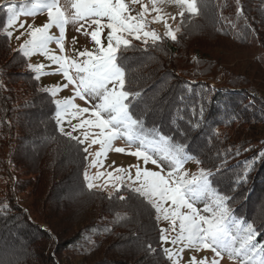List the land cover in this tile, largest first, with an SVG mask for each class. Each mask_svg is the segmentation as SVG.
I'll list each match as a JSON object with an SVG mask.
<instances>
[{
  "label": "trees",
  "instance_id": "16d2710c",
  "mask_svg": "<svg viewBox=\"0 0 264 264\" xmlns=\"http://www.w3.org/2000/svg\"><path fill=\"white\" fill-rule=\"evenodd\" d=\"M197 7V14L181 19L177 40L164 37L157 41L159 47L131 42L135 47L124 53L121 64L125 87L142 93L136 110L145 102L157 107L156 113L148 114L147 127L168 134H173L172 127L188 129L189 154L203 161L201 167L213 161L206 169L224 163L222 174L233 173L219 177L227 183L244 172L248 153L252 150L255 156L257 149L252 147L264 139V88L251 78L252 69L239 71V62L227 65L233 51L225 64L226 52L214 46L220 41L236 46L245 50V63H255V43L264 53V0H197ZM6 11L0 15V181L5 182L0 206L7 204L10 211L0 210V264H162V255L140 250L145 241L154 246L158 242L160 227L151 205L148 211H133L129 205L137 203L135 198L118 200L129 190L110 198L87 187L83 147L57 130L50 95L41 91L32 72L22 70L24 56L9 49L1 32ZM201 23H206L202 30L207 40H216L214 44L194 38L192 30L197 25L199 30ZM193 38L196 41L187 48ZM255 59L264 68V55ZM259 73L264 77V70ZM202 99L205 122L193 127L189 121L200 120ZM172 120L176 123L170 124ZM230 132L233 144L228 141ZM259 163L233 193L235 215L248 222L256 221L264 196V161ZM25 188L31 198L27 206L18 198ZM261 218L255 224L258 229L264 227ZM258 239L264 241V233Z\"/></svg>",
  "mask_w": 264,
  "mask_h": 264
},
{
  "label": "snow or ice",
  "instance_id": "6c2138e0",
  "mask_svg": "<svg viewBox=\"0 0 264 264\" xmlns=\"http://www.w3.org/2000/svg\"><path fill=\"white\" fill-rule=\"evenodd\" d=\"M4 2L5 0H0V4ZM149 2L151 9L148 5L141 3V0H128V3H125V0H73L72 11L69 12L67 6H63L64 10H62L60 0H33V11L28 14H34L37 9H46L48 23L39 28L29 25L31 38L20 46V51L25 56L29 54V51H38L52 64L57 65L56 72L62 74L66 81L63 87L71 85L74 96L89 105L79 108L72 103L71 99L51 101L56 109L54 118L57 130L62 135L79 140L78 137L73 136V132L77 129L85 127L98 129L99 131L93 134L85 131L84 140H79V143L83 144L91 137L92 144L109 148L113 141L121 140L127 147H135V151L128 152V155L138 160L142 159L145 164L150 161L160 168L161 172L164 166H167L168 171L165 175L147 169L141 170L137 166L136 178L132 184L128 185L129 194L118 195V200L126 203L135 198L137 203L129 205L133 211L138 209L148 211V205H151L157 214L156 219H163L170 224V228L159 229L157 246H154L152 241H145L140 246L141 251L146 255H162V264H208L205 259H197L195 255L182 260L186 249L193 252H199L201 249L211 250L216 258L226 253L229 258L236 261V264H264V241L258 239L264 233V227L258 229L255 226V220L248 222L242 217L237 218L232 207L235 201L233 193L247 183V176L256 161H264V149L250 160H246L247 167L244 172L235 180L229 178L227 183L219 179L224 163L214 165L215 170L201 167L196 173H188L183 170L185 161L193 160L198 165L203 163L195 155L189 154L190 145L186 143L188 129L172 127L170 132L173 134H168L155 126L148 128L147 116L150 112H157L156 105L145 102V107L137 111L135 102L142 97V93L132 92L125 87V69L121 59L130 47H135L126 37L140 41L144 47L149 46V41L152 46L159 47L157 41L164 37L173 41L177 40L167 21H165L163 36L155 31L145 30L146 16L149 11L156 13L153 17L155 21L162 19L163 9L158 7V4L176 5L180 9L181 16H184L185 12L195 15L200 11L197 0H149ZM136 4H140L139 11L133 7ZM7 13V28H11L15 26L20 13H17L11 5L7 7ZM70 19L84 22L80 24L77 31L83 29L84 24L89 22L95 25V30L90 33V37L96 47L91 51H79L76 59L50 54L47 47L48 43L55 39L61 52L64 51L61 40L64 38V25ZM105 19L107 23L102 24V20ZM53 25L59 29V37L49 34V29ZM20 27L23 28L24 25L21 24ZM104 28L108 29L106 46L101 39ZM6 34L11 36L12 33L7 31ZM43 67V65H36L34 68L31 64L28 65L29 70L35 72H40ZM41 91L55 96L58 89L44 88ZM69 108L74 109L71 113L73 117H83L84 114H88V118L81 119L80 123L72 124V130L65 132L61 124ZM199 116L200 120L189 121V124L198 127L205 122L203 99L200 103ZM178 119L183 120V116H179ZM175 123L174 120L170 121V124ZM249 150L244 149L246 152ZM115 151L124 153L125 149L116 148ZM84 152L88 153L87 147ZM239 154L240 150L237 148L236 155ZM96 155L99 157L102 153L98 152ZM85 159H88L87 155ZM92 163L95 165L98 161L93 160ZM116 171L121 173L114 178L119 182L114 184V190L118 194L121 190L120 185L124 183L123 173L126 170L117 169ZM108 176L113 179L112 173H108ZM131 179L129 176V180ZM84 180L89 189L95 186L87 173L84 175ZM133 184L138 186L133 187ZM133 194H135L134 197ZM109 196L111 198L112 193ZM197 201L203 205L202 208L195 206ZM165 205L168 206L165 207ZM182 208H186L187 211L181 212ZM0 210L10 211L7 204L0 206ZM261 212H264V205L261 206ZM177 221L179 222L178 233L176 232ZM261 223L264 225V221ZM167 245L172 247L169 248ZM211 264H220V261L214 258Z\"/></svg>",
  "mask_w": 264,
  "mask_h": 264
},
{
  "label": "rangeland",
  "instance_id": "374dc122",
  "mask_svg": "<svg viewBox=\"0 0 264 264\" xmlns=\"http://www.w3.org/2000/svg\"><path fill=\"white\" fill-rule=\"evenodd\" d=\"M73 0H60V5L62 6V10H64L63 6H67V10L69 12L72 11L71 9V4H72ZM125 3H128V0H125ZM141 3L148 5L149 9H151V4L149 2V0H141ZM11 5L14 10L17 13H20V15L17 18V22L15 24V26L11 27V28H7V19L6 22L3 26V29L1 30L2 33H4L7 36V43L9 45V49L12 51H19L25 59V67L22 69L24 71H30L34 74L36 80L39 83V86L44 89V88H48L51 89L53 87L57 88L58 91L56 92L55 96H51L52 100H67V99H71L72 103L75 104L76 106H78L79 108H84V107H88L89 105L87 103H85L84 100L79 99L78 97L74 96V89L72 88L71 85H69L68 87H63V85L66 83V81L64 80L62 74L56 72V68L58 67L57 65L52 64L44 55H42L40 52L38 51H29V54L27 56L24 55L23 52L20 51V46L22 44L25 43V41L29 40L31 37L29 36V32L31 31V29H29V25H32L33 28H39L42 27L44 24L48 23V16H47V10H35L34 14H28L30 11H33V0H5V2L3 4H0V15H2V13L4 12L5 8L7 10V7ZM133 7H135V9L137 11H139L140 8V4H136ZM158 7H161L163 9L161 16L162 19L160 21H155L153 19V17L156 15V13H153L151 11H149L148 15L146 16V31H155L157 32L159 35L163 36V33L165 32V21H167V24L169 26V28L175 33V35L177 36L178 34H180L181 32V19L183 18V16H181L180 13V9L174 5V4H158ZM135 14V13H133ZM185 14H189L187 12L184 13ZM6 17L8 18V13L6 11ZM83 21H74L72 19L69 20V22L67 24L64 25L65 27V33H64V38L63 40H61V44L63 45V49L64 51L61 52L60 47L57 45L55 39H53L52 41H50L47 45L48 49H49V53L50 54H55V55H64L66 57L69 58H78L77 54L79 51H84V50H94V48L96 47L94 45V43L91 41V37H90V33L95 30V25H92L90 22L87 24H84V28L81 29L80 31H77L78 28H80V24H83ZM107 20H102V24H106ZM23 24L24 27L21 28L20 25ZM202 25H200V29L198 30L199 27H194L193 28V33H195L194 38L198 37L199 41L198 42H203L205 44H214L216 42L215 39H212L210 41V39H206V37L208 36L205 32H203L202 29H204L205 27L204 24L206 23H201ZM177 29H179L177 31ZM7 31H11V36H8L6 33ZM108 29L104 28L103 32L101 34V39L103 44L106 46L107 45V40H106V34H107ZM23 33V34H22ZM49 34L53 35L54 37H59V29L55 27V25H53L50 29H49ZM17 37H19V39H17ZM127 39L131 40V42H138L141 43L140 41H136L134 40L132 37H126ZM168 38V37H167ZM192 40V43H188V47H191L193 45V42L196 41V39ZM170 39V38H169ZM151 42V41H149ZM217 46L215 43L214 48L218 49V50H222L224 52H226L225 58H224V63H227V58H230L229 54L230 51H233V56L231 57L232 59L229 60V64L227 63V65L230 67L231 65H235L236 63L239 62L240 65V70L239 71H244L245 69H252V73H251V78L254 79L256 84H260L261 87L264 88V77L261 76V74L259 72H261L262 70H264L263 66H260L262 64L257 63L258 59H255L257 55H261V57L264 55V53L262 52V50L259 48L258 44L255 43V56L253 54V60H255V63H245L244 59H245V50L242 49H238L234 47H228L227 43L225 44V42H217ZM208 46V45H207ZM203 51H208L206 49L205 46L202 47ZM210 52V51H208ZM218 52V51H216ZM229 52V53H228ZM214 54V53H213ZM212 57H215L213 56ZM247 59V58H246ZM252 62V61H251ZM262 63H264V61H262ZM32 65L34 68L36 65H43V69L40 72H35L32 70H29L28 65ZM260 64V65H259ZM238 72V71H237ZM260 74V76H259ZM212 87L214 86V83H211ZM210 85V86H211ZM74 111V109L69 108L68 110V114L64 115V119L63 122L61 124V126L64 128L65 132L71 131V125L72 124H77L80 123V120L83 118H88V114H84L83 117H73L71 115V113ZM261 128L264 127L263 125H260ZM260 128V127H259ZM256 128H254L255 130ZM87 131L90 134L96 133L99 130L98 129H94V128H81V129H77L75 132H73V136H76L79 138V140H84V136L83 133ZM258 134V133H257ZM255 133V139H258L257 137H259ZM233 136L234 134L232 132H230L229 137H228V141L229 143L233 144ZM79 140H76L79 143ZM197 141H199L200 145V141L202 140L201 138H197ZM259 140V139H258ZM256 141V143L254 144V146L252 147V149L255 151V149H257V154L264 149V139H261L260 141ZM220 142V141H219ZM81 144V143H80ZM90 145V147H89ZM197 145V143H196ZM81 146L83 147V149H85L86 147L88 148V153H85L88 156V159H86V165L84 168V175L85 173H87V175L89 177L92 178L91 183L93 185H95L94 187H92L91 189H95L98 191H101L103 193L106 194H110L112 193L115 194V190H114V184L115 183H119L118 181H115L114 178L117 175H121V173L117 172V169H123L126 170L123 173V179H124V183L120 185V189H124L125 190H129L128 189V185L132 184V181L135 180V173H136V167H140L141 170L143 169H147L148 171H156V172H161V169L158 168L156 165H153L150 161L145 164L143 162V160H138L137 158L128 155L127 153L130 151H135V147L129 148L127 147V145L121 141V140H116L112 142L111 147L109 148H102L101 145L99 144H92L91 143V137L88 140H85L83 144H81ZM116 148H124L125 152L124 153H118L115 151ZM252 151V150H251ZM251 151L247 154L248 155V160L251 159L254 155L251 153ZM102 153V155H100L99 157H97V153ZM247 153V152H246ZM245 153V154H246ZM256 154V155H257ZM161 155H163V153H161ZM93 160H97L98 163H96L95 165H93L92 161ZM213 162V161H212ZM210 162V165H204L203 168L207 167V166H211L212 163ZM261 162L260 160H257L256 163ZM260 164V163H259ZM258 164V165H259ZM257 165V166H258ZM247 167V165H245L243 167V170H245V168ZM199 168H201V166H199L198 164H196L193 160H188L185 161L183 164V170L188 172V173H196ZM255 168V167H254ZM242 169V168H241ZM253 170V171H252ZM252 173L255 172L254 169H252ZM168 171L167 166H164V170L163 172H161V175H165ZM100 174L99 176L97 174ZM108 173H112V177L113 179H110L108 176ZM251 173V174H252ZM223 174H227L221 177H227L230 174L232 175L233 173L230 172H223ZM222 174V175H223ZM254 174V173H253ZM129 176H131V180H129ZM235 176V175H234ZM22 177V176H21ZM24 178V177H22ZM5 182L3 183V181H0V192L5 190ZM133 187L138 186V184H133ZM121 191V190H120ZM28 192L29 189L25 188L23 190L22 193L19 194L18 198L20 199V201L22 202V204L25 206H27L30 202V199L28 197ZM260 197V196H259ZM255 199L256 196H254ZM252 199V202L255 199ZM260 203L258 205V209L256 210V214L255 218H256V222L260 221L261 219H264V212H261V206L264 205V196L262 198H260ZM168 205H165V207H167ZM196 207L198 208H202L203 205L197 201L196 202ZM181 212H186L187 209L186 208H182L180 209ZM155 212V210H154ZM252 212V209H251ZM155 214V219H156V212ZM253 214V213H252ZM157 223L161 228H170V224L168 221H165L163 219L157 220ZM262 222V220H261ZM258 223V222H257ZM176 232H179V222L177 221L176 224ZM170 234H175V233H170ZM167 247L171 248V245H167ZM191 255H195L197 259H205L208 264H211V261L215 258V259H219L220 264H236V261L234 259H231L227 256L226 253H224L221 257L216 258L215 254L211 251V250H206V249H201L199 252H193L192 250L186 249L185 253L182 256V260H186L188 256Z\"/></svg>",
  "mask_w": 264,
  "mask_h": 264
}]
</instances>
